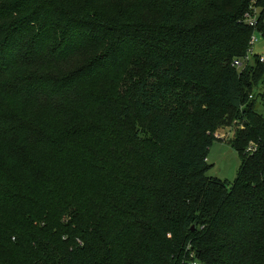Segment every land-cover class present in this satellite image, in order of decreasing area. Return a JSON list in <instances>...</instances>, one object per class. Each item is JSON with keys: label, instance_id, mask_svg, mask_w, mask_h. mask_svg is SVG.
<instances>
[{"label": "trees", "instance_id": "trees-1", "mask_svg": "<svg viewBox=\"0 0 264 264\" xmlns=\"http://www.w3.org/2000/svg\"><path fill=\"white\" fill-rule=\"evenodd\" d=\"M253 1L0 0V264H264Z\"/></svg>", "mask_w": 264, "mask_h": 264}, {"label": "rangeland", "instance_id": "rangeland-1", "mask_svg": "<svg viewBox=\"0 0 264 264\" xmlns=\"http://www.w3.org/2000/svg\"><path fill=\"white\" fill-rule=\"evenodd\" d=\"M257 38L259 39V43L253 48L254 54L264 57V39L261 36ZM263 79L264 75L259 77L258 82L260 87L256 88L255 93L264 91V86L262 85ZM259 110L262 111V108H259ZM107 113L103 112V116H108L109 114ZM234 134L235 132L232 129L220 128L216 136L222 141H217L213 144L207 159L208 164L211 166L208 175L228 184H234L236 182L241 167L238 152L230 143L234 139Z\"/></svg>", "mask_w": 264, "mask_h": 264}, {"label": "built area", "instance_id": "built-area-1", "mask_svg": "<svg viewBox=\"0 0 264 264\" xmlns=\"http://www.w3.org/2000/svg\"><path fill=\"white\" fill-rule=\"evenodd\" d=\"M256 1H253L252 6L250 7V10L244 15V22L245 24L253 30V34L251 36L249 46L250 49L247 52V55L243 58V60H237L234 63L235 67L243 68L244 66H249L253 64L255 61V58L258 56L254 54V47L259 43L258 36H262L260 33V26L264 25V17H262V10L258 7H256ZM264 39V38H263ZM257 59L261 64H264V57L258 56ZM253 150V149H251ZM190 264H199L197 262H192Z\"/></svg>", "mask_w": 264, "mask_h": 264}]
</instances>
